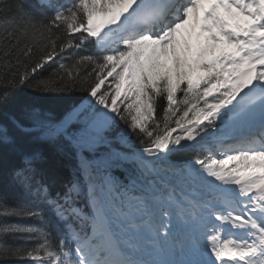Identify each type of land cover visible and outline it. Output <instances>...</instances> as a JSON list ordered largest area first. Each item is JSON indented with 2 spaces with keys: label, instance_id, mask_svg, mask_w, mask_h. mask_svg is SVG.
<instances>
[{
  "label": "snow or ice",
  "instance_id": "obj_1",
  "mask_svg": "<svg viewBox=\"0 0 264 264\" xmlns=\"http://www.w3.org/2000/svg\"><path fill=\"white\" fill-rule=\"evenodd\" d=\"M0 25V168L36 201L6 211L40 223L18 229L35 239L13 255L264 264V0H0ZM28 37L42 47H21ZM77 83L87 95L59 119L20 96ZM117 120L139 148H111L105 132ZM16 130L66 143L78 175L62 192L51 195L42 153ZM184 152L196 155L170 161ZM126 161L134 170L117 184L111 170Z\"/></svg>",
  "mask_w": 264,
  "mask_h": 264
},
{
  "label": "trees",
  "instance_id": "obj_2",
  "mask_svg": "<svg viewBox=\"0 0 264 264\" xmlns=\"http://www.w3.org/2000/svg\"><path fill=\"white\" fill-rule=\"evenodd\" d=\"M5 32L6 28L0 25V40L4 39ZM25 43H32L37 51L42 47V45L38 44L37 40L32 37L23 38L21 40V47H23ZM61 62L71 64L70 59L64 61L57 60L55 63L46 66L45 69L39 73L37 79L49 77L52 69L56 68ZM19 70L22 71L23 68ZM4 83V78L0 76V87H3ZM86 95L83 86L79 83H77L73 90L64 93H38L26 88L24 93L20 94V96L25 99L41 100L57 119L63 117V115L70 110L73 102L77 104L80 103ZM163 104L164 102L161 101V109L163 108ZM99 107L100 106H97L98 109ZM0 119H2V117H0ZM16 134L26 148L37 149L42 153L43 162L40 165L41 174L47 182L49 192L52 196H55L57 192H62L65 184L70 179H75L76 175H78L76 168L78 161L64 141L58 140L56 142H49L35 140V133L27 134L19 130H16ZM105 135L111 142V148L115 149L117 152L122 151L124 153H130L134 149L139 148V140H137L136 136L131 134L124 123L119 120L106 130ZM122 135L127 137L128 143L122 142ZM104 150L103 148L101 149V151ZM189 153L190 152H184L179 155L172 154L170 156V161H182L190 155ZM15 162L14 160L10 161V165ZM113 170L121 174L132 173L134 165L126 161L122 166L115 167ZM34 203H36L34 198L25 193L21 188L13 185L7 178L5 170L0 168V264H33L30 259L13 255L12 252L18 248L33 246L35 238L23 231H18V229L23 230L29 226L39 227V220L11 215L6 209L28 208ZM45 214L49 218H52V213L47 209H45Z\"/></svg>",
  "mask_w": 264,
  "mask_h": 264
},
{
  "label": "rangeland",
  "instance_id": "obj_3",
  "mask_svg": "<svg viewBox=\"0 0 264 264\" xmlns=\"http://www.w3.org/2000/svg\"><path fill=\"white\" fill-rule=\"evenodd\" d=\"M110 175H111V177L113 178V180L117 183V184H123V182H125L127 179H125V178H120V177H118V176H114L113 174H111L110 173Z\"/></svg>",
  "mask_w": 264,
  "mask_h": 264
}]
</instances>
